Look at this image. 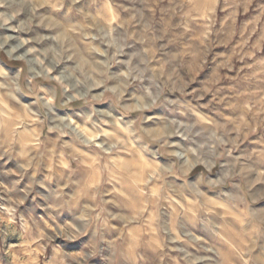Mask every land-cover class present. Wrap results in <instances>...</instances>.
<instances>
[{"label":"rangeland","instance_id":"1","mask_svg":"<svg viewBox=\"0 0 264 264\" xmlns=\"http://www.w3.org/2000/svg\"><path fill=\"white\" fill-rule=\"evenodd\" d=\"M0 264H264V0H0Z\"/></svg>","mask_w":264,"mask_h":264},{"label":"clouds","instance_id":"2","mask_svg":"<svg viewBox=\"0 0 264 264\" xmlns=\"http://www.w3.org/2000/svg\"><path fill=\"white\" fill-rule=\"evenodd\" d=\"M115 31V29H109V34ZM128 36L126 35L124 37V40L127 41ZM110 47H116L114 44H109ZM124 44L120 45L119 47H116V52L115 55L119 56L123 54V49H124ZM132 52H129V55H132ZM114 57L112 55L108 56L109 60H112ZM119 62V61H117ZM138 78H142L141 76H137V75H132L131 79H138ZM107 91H115V89H107ZM166 99V98H165ZM145 100L147 101L145 107H152L154 105H156L158 102H160V97L153 95L152 93H149L146 97ZM168 103H175V101H167ZM44 108H48V113H51L52 110L51 108L48 107V105L45 103L43 105ZM143 119H151V117H143ZM65 127H68V125H65ZM134 134V133H133ZM168 135L173 134L171 131H169L167 133ZM162 138L160 137H151L149 142H159L161 141ZM168 145V141L167 140H162L160 146L162 149L165 148V146ZM144 149L148 148L147 144H144L141 146ZM168 147H171L170 145H168ZM172 155H176V156H180L181 153L179 151H175L171 153ZM26 155V162L24 164L21 165L22 169H27V168H34V169H38L40 166V161L38 156H31L28 157L27 154ZM35 172H33V179H32V183H35ZM21 178H23V173H21ZM190 183H194V182H190ZM41 187H44L43 184H41ZM231 193L225 192L223 193V195H230ZM59 199V197H58ZM52 207L54 208H66L68 211H71L74 207H76V205L71 201V200H67V201H63L60 203H57L55 205H53ZM112 219L111 216H100V215H93L91 213H84L81 214L79 216L76 217V220L79 222V228L77 231H72L71 229H67L65 232L60 233L61 235L64 236V239L66 240H75L77 238V236L83 232L88 231L89 229L92 230L93 232V238H95L97 236V234L100 232V229L102 227H116L115 225H109L108 221ZM49 240L52 239V237H48ZM82 244H85V246H87V241H81ZM96 243H103V238L101 237L100 239L96 240ZM57 247H59V245H57ZM89 255H91V253H89Z\"/></svg>","mask_w":264,"mask_h":264},{"label":"bare ground","instance_id":"3","mask_svg":"<svg viewBox=\"0 0 264 264\" xmlns=\"http://www.w3.org/2000/svg\"><path fill=\"white\" fill-rule=\"evenodd\" d=\"M47 102V104H49V101H46Z\"/></svg>","mask_w":264,"mask_h":264}]
</instances>
